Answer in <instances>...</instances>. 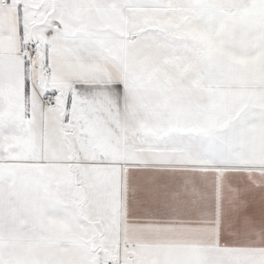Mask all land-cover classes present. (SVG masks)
Wrapping results in <instances>:
<instances>
[{
	"label": "snow or ice",
	"instance_id": "obj_1",
	"mask_svg": "<svg viewBox=\"0 0 264 264\" xmlns=\"http://www.w3.org/2000/svg\"><path fill=\"white\" fill-rule=\"evenodd\" d=\"M234 16L264 0H0V264H264Z\"/></svg>",
	"mask_w": 264,
	"mask_h": 264
},
{
	"label": "crops",
	"instance_id": "obj_2",
	"mask_svg": "<svg viewBox=\"0 0 264 264\" xmlns=\"http://www.w3.org/2000/svg\"><path fill=\"white\" fill-rule=\"evenodd\" d=\"M254 3L259 6V1ZM241 23V18L235 16L226 21V24L235 30V43L237 49L239 50L241 47L244 49L243 54L237 55L236 57L234 64L235 78L231 83V87L239 91L243 85V90L247 94L250 96L255 94L259 97L260 95H264V22L257 20L254 16H249L243 20V23L246 25L245 31H241ZM258 46L259 51H257ZM188 71L190 70H185V75H187ZM249 179L254 184L259 183L261 189H264V173H251ZM225 192L230 198L238 195L235 189L227 185H225ZM237 202L243 206L241 201ZM55 239L65 248H71V241L68 240L64 234H57ZM150 239L191 243L201 238L186 234L176 237H158ZM203 242L206 243L207 241Z\"/></svg>",
	"mask_w": 264,
	"mask_h": 264
},
{
	"label": "rangeland",
	"instance_id": "obj_3",
	"mask_svg": "<svg viewBox=\"0 0 264 264\" xmlns=\"http://www.w3.org/2000/svg\"><path fill=\"white\" fill-rule=\"evenodd\" d=\"M254 2H258L259 0H253ZM65 249H70V248H65Z\"/></svg>",
	"mask_w": 264,
	"mask_h": 264
}]
</instances>
